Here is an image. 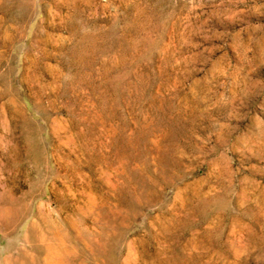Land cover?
<instances>
[{
	"label": "rangeland",
	"instance_id": "1",
	"mask_svg": "<svg viewBox=\"0 0 264 264\" xmlns=\"http://www.w3.org/2000/svg\"><path fill=\"white\" fill-rule=\"evenodd\" d=\"M0 264H264V0H0Z\"/></svg>",
	"mask_w": 264,
	"mask_h": 264
}]
</instances>
